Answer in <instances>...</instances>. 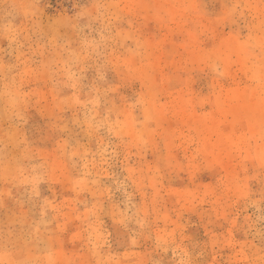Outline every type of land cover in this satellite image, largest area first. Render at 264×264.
Returning <instances> with one entry per match:
<instances>
[{"label": "rangeland", "instance_id": "1", "mask_svg": "<svg viewBox=\"0 0 264 264\" xmlns=\"http://www.w3.org/2000/svg\"><path fill=\"white\" fill-rule=\"evenodd\" d=\"M0 264H264V0H0Z\"/></svg>", "mask_w": 264, "mask_h": 264}]
</instances>
